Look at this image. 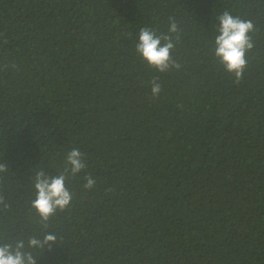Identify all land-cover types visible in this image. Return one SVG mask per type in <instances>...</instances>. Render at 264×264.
Masks as SVG:
<instances>
[{
	"label": "trees",
	"instance_id": "obj_1",
	"mask_svg": "<svg viewBox=\"0 0 264 264\" xmlns=\"http://www.w3.org/2000/svg\"><path fill=\"white\" fill-rule=\"evenodd\" d=\"M224 11L254 25L239 82L215 56ZM170 18L181 67L160 73L136 43ZM0 164V244L37 264H264V0H0ZM40 169L73 196L47 228Z\"/></svg>",
	"mask_w": 264,
	"mask_h": 264
},
{
	"label": "clouds",
	"instance_id": "obj_2",
	"mask_svg": "<svg viewBox=\"0 0 264 264\" xmlns=\"http://www.w3.org/2000/svg\"><path fill=\"white\" fill-rule=\"evenodd\" d=\"M218 21L219 34L215 37V56L226 71L232 73L236 81L239 82L247 64L246 53L253 48L250 33L253 32L254 25L250 20L234 17L228 11H224L218 17ZM168 31L170 34L158 35L155 30L143 27L139 30L136 43L137 53L150 68H154L160 73H165L172 68L179 70L181 67L172 57L176 42L180 38V29L174 18H170ZM158 81L159 77H156L151 82L153 97H158L162 91ZM86 168L85 153L78 147H73L67 152L65 170H70L73 177ZM6 171L7 166L0 164V173ZM84 179L86 181L83 185L85 189L91 190L95 187L96 180L90 173ZM67 180L68 176L64 172L55 176L46 175L43 169L36 172L34 182L36 197L32 201V207L39 215L44 228L48 227V221L57 211L63 212L72 202L73 196L66 186ZM0 204H4L2 196H0ZM56 242L55 234L45 233L43 239L31 237L27 244L30 249L47 248L51 251ZM0 264H37V259L31 251H25V242L18 240L14 245L0 244Z\"/></svg>",
	"mask_w": 264,
	"mask_h": 264
}]
</instances>
